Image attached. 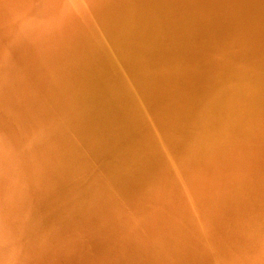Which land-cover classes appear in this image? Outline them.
<instances>
[{
	"label": "bare ground",
	"instance_id": "bare-ground-1",
	"mask_svg": "<svg viewBox=\"0 0 264 264\" xmlns=\"http://www.w3.org/2000/svg\"><path fill=\"white\" fill-rule=\"evenodd\" d=\"M6 214L0 264H264V0H0Z\"/></svg>",
	"mask_w": 264,
	"mask_h": 264
},
{
	"label": "water",
	"instance_id": "water-1",
	"mask_svg": "<svg viewBox=\"0 0 264 264\" xmlns=\"http://www.w3.org/2000/svg\"><path fill=\"white\" fill-rule=\"evenodd\" d=\"M34 190H35V192L31 195V198H26V200L24 201V204L22 206L23 208H26L25 205L27 203H32V202H34L35 206H30V207L35 208L37 205H40V207L37 209V213L31 214L29 216L28 222L26 221V219L24 221L23 229L21 230V239H20V243H19V246L25 244L24 248L26 247V245L29 242L32 241L33 236L35 235V233H36V231H37V229H38V227H39V225H40V223H41V221L43 219V216H44L43 213H45V211L42 208L44 203L42 205L38 204V203H40L42 201L41 199L44 197L45 190H39V189L36 188V186L34 187ZM28 199H31V200H28ZM23 200H24V197L23 198H17V200L15 199L13 201L14 202L13 208L14 209H18L19 204L17 202L23 201ZM11 216H12V214H9L8 216L6 214L2 218V215H1L0 221L7 220V218H9ZM4 242H6V240H4ZM11 245H12V242L11 243H9V242L6 243V247H10ZM31 254H33L34 257L37 255V254L35 255L33 252H31L28 255V257H27V259L29 260V262L27 264H33V261H34L35 258L33 256H31ZM5 257H6V254L3 256V262L5 260Z\"/></svg>",
	"mask_w": 264,
	"mask_h": 264
}]
</instances>
